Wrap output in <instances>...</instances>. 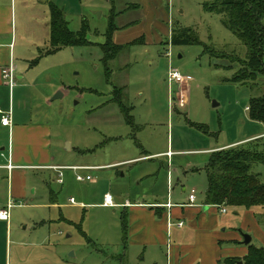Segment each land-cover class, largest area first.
<instances>
[{"label": "rangeland", "instance_id": "rangeland-1", "mask_svg": "<svg viewBox=\"0 0 264 264\" xmlns=\"http://www.w3.org/2000/svg\"><path fill=\"white\" fill-rule=\"evenodd\" d=\"M214 1L14 0L15 76L22 67L29 75L24 80L16 78L14 110L26 122L48 123L51 163L93 165L144 150L167 151L177 146L191 150L264 131V123L251 120L248 111L251 97L264 93V76L249 84L229 81L239 68L235 60L246 58L247 47L223 24L222 14L205 8ZM49 2L62 10L73 31L86 20L90 43L64 47L31 65L38 52L48 47ZM111 12L118 26L112 40L125 46L138 41L105 66L99 44L104 42ZM173 31L180 39L198 42L171 44ZM205 46L222 52L223 57L209 55ZM169 67L191 77L178 85L187 84L181 90L187 99L184 107L169 104L168 99L171 103L178 93V86L167 82ZM115 87L131 124L125 123L115 102ZM18 89L22 90L19 95ZM8 94L9 87L2 85L0 96L7 100ZM2 142L7 144L5 134L0 135ZM1 153L5 152L0 151V163H4ZM208 157L184 154L173 155L169 161L157 157L104 170L64 169L61 184L53 170L16 169L8 187L7 173L0 170V209L7 208L9 201L14 204L8 222L0 221V254L10 257V264H225L226 257L242 258L247 246L233 241L248 234L251 245L264 246L263 227L254 210H249L252 214L243 207L221 205L226 209L221 213L217 207L203 205ZM144 170L149 174L142 176ZM250 171L264 178V165L254 163ZM76 174L89 175L95 182L77 181ZM15 182L24 195L12 197ZM192 188L195 204L206 210V224L198 220V229L192 228L185 218L184 227L171 230L169 247L157 215L150 217L144 230L124 231L121 218L126 213L128 221V210L99 204L104 193L116 203L125 198L164 201L167 195L173 202L186 203ZM50 191L55 194V206ZM70 197L75 204L68 202Z\"/></svg>", "mask_w": 264, "mask_h": 264}, {"label": "trees", "instance_id": "trees-1", "mask_svg": "<svg viewBox=\"0 0 264 264\" xmlns=\"http://www.w3.org/2000/svg\"><path fill=\"white\" fill-rule=\"evenodd\" d=\"M205 8L222 14L223 24L236 35L241 44L247 47L246 58L235 60L239 63V68L229 81L249 84L257 77L264 76V0H215L209 6L206 4ZM114 17V12H111L104 42L99 44L105 66L128 46L117 44L112 40L113 33L118 28ZM48 28V47L38 52L36 58L31 61V65H36L41 57L64 47L90 43L86 38L88 29L86 20H82L81 27L77 31L71 30L62 10L53 3L49 5ZM172 33L171 44L198 42L197 39L192 41L180 39L176 31ZM137 41L138 39L130 44ZM204 50L213 57H223L222 52H217L208 46H205ZM109 74V68L106 67L107 77ZM115 95V102L121 108L125 121L130 123L132 118L119 101V89L116 87ZM248 111L251 120L264 123V93L251 97ZM254 163L264 165V136L212 152L205 166L207 186L204 201L205 204L210 205H229L254 210L264 230V178L260 173L250 171ZM121 221L122 229L125 231L126 214H122ZM242 240L233 242L243 244ZM245 245L247 252L242 258L226 257L223 263L237 264L242 261V264H264V246L256 247L251 245V242Z\"/></svg>", "mask_w": 264, "mask_h": 264}, {"label": "crops", "instance_id": "crops-1", "mask_svg": "<svg viewBox=\"0 0 264 264\" xmlns=\"http://www.w3.org/2000/svg\"><path fill=\"white\" fill-rule=\"evenodd\" d=\"M52 2L48 3V10L49 5ZM56 5V4H55ZM16 21V14H15V6H14V0H0V52L2 53L5 49V55L0 57V91L2 90V85H6V82L2 79L1 75V68L9 62L10 58L13 60V51L15 49L16 44V31H15V24ZM49 23V22H48ZM48 26V25H47ZM49 31V28H48ZM48 39V38H47ZM133 42V41H132ZM130 44V43H129ZM129 44H127L129 46ZM127 46V47H128ZM125 47V48H127ZM44 49V48H43ZM126 50V49H125ZM38 52V51H37ZM8 56V59L6 60ZM29 66V65H28ZM26 67H22L21 72L16 75L17 79H25L29 77L28 71L26 70ZM29 69V67H28ZM27 83V82H26ZM177 85V84H176ZM29 86V84H28ZM178 86V85H177ZM184 86H187V84H183L182 86H178V93L177 98L172 97V102L170 103V98L168 99L169 104L172 103H178V100H182L183 102H186L187 99H185V94H182V88ZM9 87V86H8ZM15 87V86H14ZM10 89L9 87V94L8 99L6 100V96L1 97L0 96V109L4 112H7L9 109H11L12 116H11V124L8 126H3L0 122V135H6L7 136V144L4 145L3 142L0 143V151L5 152V160L4 163H0L1 166H5L8 164V161L10 160V163L12 164V169H8L5 167L0 168L2 171H6L7 173V182L9 187L10 177L13 176L16 169L18 170H24V169H46V170H53L57 173L56 182L61 184L62 181V170L69 169V168H63L61 169V177L58 176L57 170L53 169V166H87L90 167L87 170H104V169H111L114 167H119L124 164H136L141 161H148L155 159L157 157H166L169 160H172L173 155H184V154H211L214 151L235 146L238 144L245 143L251 139H255L261 136H264V131L252 134L248 137H245L243 139L237 140V141H227L223 143H216L214 145H201L197 148L191 149V150H184L181 149L179 146L176 147L175 150L167 149V151H141L142 154H137L131 157L123 158V159H111L109 162H99L95 163L93 165L86 164V163H73L71 165H63V164H53L51 163L52 160H54V157L50 155L49 153V147H50V128L48 127L47 122H39V123H32V122H26L23 120L14 110V95L12 94L13 88ZM25 87V85L23 86ZM22 87V88H23ZM27 87V86H26ZM21 89V88H19ZM17 90V95L21 93L22 90ZM12 95H13V101H12ZM168 97H170L168 95ZM187 103V102H186ZM178 105V104H177ZM13 106V109H12ZM0 120H1V114H0ZM125 121V120H124ZM127 124V122L125 121ZM140 146V144H138ZM179 147V148H178ZM69 150V149H68ZM79 153L83 152L82 150H78ZM89 151V150H88ZM2 154V153H1ZM2 156V155H1ZM169 156H171V159H169ZM209 158V157H208ZM168 167V164L166 165ZM73 170V169H71ZM78 170H85V169H78ZM74 170V171H78ZM173 171L177 172L176 169H173ZM140 174L147 175L149 174V171L144 170L140 171ZM178 175V174H177ZM87 176V175H86ZM91 177V176H90ZM61 178V182H58L57 179ZM76 179V178H75ZM169 174L167 172V182H169ZM78 181V180H77ZM90 182H95V179L91 177ZM178 182L179 179H178ZM13 185V184H12ZM12 189V186H11ZM194 189V188H192ZM191 190V189H190ZM189 190V192H190ZM10 191V190H9ZM182 191H185V187L182 188ZM51 192V191H50ZM188 192V194H189ZM52 193L51 197V204L54 206L56 203V197L55 194ZM12 197L13 196H22L25 194V190L22 189V187L18 184L11 190ZM106 193L103 194V197ZM188 194H187V202L186 203H176L170 200L169 196L167 195L165 200L163 201L160 199L159 201H140V199H136V201H131L128 198H125L122 203H116L114 207H123L128 210V221H127V228L131 229V232L136 231L139 232L141 230H144V225L148 222H150V217L158 216L160 227L161 229L165 230L166 233V247H169V241H170V234L171 230L173 228L181 229L184 227V219L188 218V225H190L192 228L197 227L198 220L200 223H204L206 219V210H200V206H188ZM32 196L35 195V189L32 190ZM113 198V197H112ZM71 197L68 199V202L70 204H75V201L73 203L70 202ZM138 200V201H137ZM205 200V197H204ZM125 203H128L127 205H124ZM82 205V202H80ZM103 206V198L102 202L100 203ZM169 204V206H168ZM204 206L207 207H217L219 210V206L217 205H210L205 204V201L203 202ZM105 207V206H104ZM224 207V206H221ZM3 209V208H2ZM1 210V209H0ZM249 211V210H248ZM220 212V210H219ZM252 213V211H249ZM248 213V212H246ZM126 214V213H125ZM253 214V213H252ZM0 221H4L1 220ZM175 222L176 224H173L169 226V222ZM178 222H182L183 225L181 227L177 226ZM129 224V225H128ZM206 224V223H204ZM200 229L204 231L205 226L199 225ZM198 229V227H197ZM262 242L264 243V236L261 238ZM222 241V240H219ZM236 241H241V238L238 236ZM244 256V255H243ZM10 257L7 259L6 257H3L0 254V264H10Z\"/></svg>", "mask_w": 264, "mask_h": 264}, {"label": "built area", "instance_id": "built-area-1", "mask_svg": "<svg viewBox=\"0 0 264 264\" xmlns=\"http://www.w3.org/2000/svg\"><path fill=\"white\" fill-rule=\"evenodd\" d=\"M167 56H169V52L167 53ZM1 75H2V79L6 82V84L10 87V89H12V87L15 86V81H16V76H15V65L13 63L12 58H10L9 62L7 63V65L3 66L1 68ZM191 80V77L189 75H183L181 74L176 68H172L169 67L168 68V72H167V82L169 84H177L179 85L180 83H184V82H189ZM178 106L179 107H184V102L182 100H178ZM0 114H1V124L3 126H8L11 124V116H12V112L11 109H9L7 112H4L0 109ZM2 156L3 153L1 154ZM5 167L8 168L9 170L12 169V164L10 163V160L8 161V164L5 166H1L0 168ZM53 169L57 170L58 172V176L61 177V169L63 168H69V169H73V170H78V169H89L90 167L87 166H53ZM76 180L78 181H83V180H91V177L89 175L82 177L80 174H76L75 176ZM58 182H61V178L57 179ZM195 189H191L189 194H188V206H194L195 204ZM70 202L73 203L74 200L70 199ZM128 203H125L124 205H127ZM14 204L9 201L7 204V208L5 209H1L0 210V219L4 220L6 222H8L9 220V209L12 208ZM116 204L113 201L112 196L109 193H106L103 197V206L105 207H114ZM169 206V204H168ZM219 210L221 213H225L226 209L225 207H221L219 206ZM173 225V223L170 221L169 222V226ZM183 225L182 222H178L177 226L181 227Z\"/></svg>", "mask_w": 264, "mask_h": 264}, {"label": "water", "instance_id": "water-1", "mask_svg": "<svg viewBox=\"0 0 264 264\" xmlns=\"http://www.w3.org/2000/svg\"><path fill=\"white\" fill-rule=\"evenodd\" d=\"M242 238H243L242 240L243 244H249L251 242V237L248 234H243ZM237 264H242V261L237 262Z\"/></svg>", "mask_w": 264, "mask_h": 264}]
</instances>
